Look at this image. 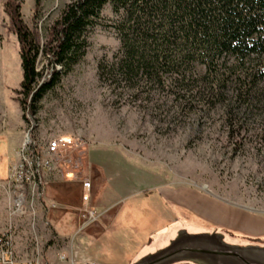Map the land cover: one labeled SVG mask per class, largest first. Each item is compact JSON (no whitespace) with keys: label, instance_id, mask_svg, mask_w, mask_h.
<instances>
[{"label":"rangeland","instance_id":"1","mask_svg":"<svg viewBox=\"0 0 264 264\" xmlns=\"http://www.w3.org/2000/svg\"><path fill=\"white\" fill-rule=\"evenodd\" d=\"M69 1L40 0L34 17L35 0H21L22 18L29 27L37 24L44 41ZM102 16L82 61L43 95L35 115L24 118L14 92L22 80L19 44L0 0V164L27 133L42 149L54 137L82 143L66 149L46 174L43 194L49 195L21 212L12 195L0 236L11 238L13 259L130 264L181 229L264 245V80L248 85L231 67L221 71L220 87L207 89L200 81L177 89L102 83L98 62L120 45L109 6ZM258 61L252 57L246 66ZM194 71L202 75L205 68L196 64ZM235 72L240 80L227 79ZM106 194L117 196L101 197ZM165 195H175L174 204ZM88 211L94 214L85 218Z\"/></svg>","mask_w":264,"mask_h":264},{"label":"trees","instance_id":"2","mask_svg":"<svg viewBox=\"0 0 264 264\" xmlns=\"http://www.w3.org/2000/svg\"><path fill=\"white\" fill-rule=\"evenodd\" d=\"M3 1L19 44L22 80L14 92L21 96L16 101L24 118L35 115L43 95L82 61L106 6L115 16L110 27L120 45L98 62L102 83L177 89L200 81L207 89L220 87L221 71L231 67L244 73L248 85L264 80V0H70L44 41L37 24L23 20L21 0ZM39 6L35 0L34 17ZM252 57L257 65L246 66ZM230 58L234 63L228 65ZM196 64L204 74L195 73ZM232 76L242 77L235 72L227 79Z\"/></svg>","mask_w":264,"mask_h":264},{"label":"built area","instance_id":"3","mask_svg":"<svg viewBox=\"0 0 264 264\" xmlns=\"http://www.w3.org/2000/svg\"><path fill=\"white\" fill-rule=\"evenodd\" d=\"M82 143L65 137H54L47 141L44 149L38 147L36 141L31 139L29 133L24 137L16 151L17 160L11 166L9 181L17 188L14 202L16 211L21 212L23 208L32 204L43 195L45 176L55 170L56 163L60 162L66 149L78 148ZM85 192H89L90 184H83ZM30 207V206H29ZM93 211L84 213V217L93 216ZM11 238L0 236V264H25L17 263L13 259V253L9 250Z\"/></svg>","mask_w":264,"mask_h":264},{"label":"water","instance_id":"4","mask_svg":"<svg viewBox=\"0 0 264 264\" xmlns=\"http://www.w3.org/2000/svg\"><path fill=\"white\" fill-rule=\"evenodd\" d=\"M264 264V245L227 242L220 232L178 231L169 243L130 264Z\"/></svg>","mask_w":264,"mask_h":264},{"label":"crops","instance_id":"5","mask_svg":"<svg viewBox=\"0 0 264 264\" xmlns=\"http://www.w3.org/2000/svg\"><path fill=\"white\" fill-rule=\"evenodd\" d=\"M16 143H17V139H16ZM2 150H4V146L2 147ZM16 160H17L16 150L14 149V145L12 144V146L9 147L8 152L5 151V158L2 160L3 161L2 164H0V230L2 229L3 221L5 219V207L10 203L12 195L17 194V188L11 181L9 180L3 181V179L9 178L8 177L9 176L8 164L12 161L14 164ZM90 188H91V185H90ZM48 193L49 192H45L43 195H49ZM115 196L117 195H107L106 194V195H102L101 197L103 198L107 197L111 199V198H115ZM176 196L177 198L180 197V195H176ZM174 197L175 195H167V196L165 195L164 198L166 201L174 204V202L171 201L172 199H174Z\"/></svg>","mask_w":264,"mask_h":264}]
</instances>
